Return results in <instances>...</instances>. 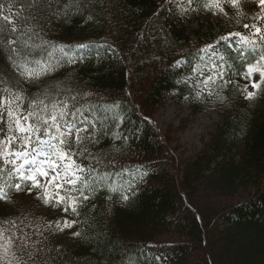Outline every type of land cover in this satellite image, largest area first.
I'll return each instance as SVG.
<instances>
[{"label":"trees","instance_id":"obj_1","mask_svg":"<svg viewBox=\"0 0 264 264\" xmlns=\"http://www.w3.org/2000/svg\"><path fill=\"white\" fill-rule=\"evenodd\" d=\"M0 2L4 15L19 13L18 32L0 33V73L8 86L22 90L25 108L43 101L80 109L78 119L95 123L85 135L95 133L96 142L74 148H86L77 163L109 177L85 190L89 199L75 214L44 211L39 190L10 191V202L0 201V226L17 231L20 264H220L227 257L232 264H264V83L249 101L234 83L218 77L204 91L194 78L203 50L246 32L243 25L262 15L258 9L228 4L224 15L196 0L204 20L192 31L174 4L158 0ZM17 37L21 59L44 63L51 52L60 63L38 78L21 77L7 45ZM79 45L89 47L76 52ZM53 46H72L68 55L84 58L69 63ZM217 46L224 79L244 86L240 73L259 59L264 42L248 46L243 57L235 40ZM169 98L189 100L193 114L205 103L222 111L202 150L176 166V174L155 169L173 161L149 116ZM66 220L73 226L58 230Z\"/></svg>","mask_w":264,"mask_h":264},{"label":"snow or ice","instance_id":"obj_2","mask_svg":"<svg viewBox=\"0 0 264 264\" xmlns=\"http://www.w3.org/2000/svg\"><path fill=\"white\" fill-rule=\"evenodd\" d=\"M38 2V0H33ZM191 5L196 0H186ZM227 3L232 8L239 11L240 0H206L204 3L205 11H212L226 15L222 4ZM258 7L261 8V13H264V0H259ZM187 10V9H186ZM10 11V10H9ZM4 5L0 2V33L5 28L10 34H16V20L13 16H18L19 13L4 15ZM257 20L264 21V15H258ZM11 25V27H7ZM244 28L252 30L253 37H259L261 42H264V34L262 27L256 24H244ZM22 30V29H21ZM239 37L236 48L243 57L248 46H254L255 40H250L240 33H230L228 36L221 37L220 43H229L234 38ZM19 42L16 39H8L7 45L10 53L9 60L12 62V68L18 71V74L25 79H35L52 70L60 63L59 60L53 62L51 52L48 53L49 59L42 63L41 61H28L21 59L17 48ZM56 50L67 58L69 63L76 62V59H83L84 56L68 55L65 49H70L72 46H53ZM88 45H79L75 51L88 48ZM217 45H210L203 51L210 54V57L216 55L215 49ZM242 48L244 50H242ZM223 60V56H219ZM264 63V52L256 64L247 68L246 72H241V78L250 80L254 72H259L261 76L260 83H252L251 87L256 91L248 92V86L236 84L231 79L225 80L224 66L219 65L216 68V75L209 76L205 85L209 81L215 83L216 77L224 80V84L234 83V86L242 92L247 93L245 99L252 101L257 97V92L260 89V84L264 83V71H261L260 65ZM29 64H35L36 67H29ZM228 67H231L230 65ZM3 73H0V201L10 202L9 192H20L27 189L31 195L33 190H39L41 195L36 199L41 200L46 206L63 207L67 213L71 211L76 213L77 207L83 200H88L89 195L85 194L87 189L89 193L94 191V183L97 180H106L109 177L106 174L93 176L97 171L92 167H85L82 163H77V159L84 156L86 148L79 151L74 150L76 146H83L86 141L96 142L95 133H88V128L91 126L95 129V123L84 119H78V115L82 116L83 112L76 109L72 112L68 111V105L63 107L52 105L51 108L43 101L37 104H29L25 108V97L22 90L13 91L9 87L10 79H4ZM211 95V93H209ZM118 107V105H116ZM116 138H119L117 135ZM90 155V154H89ZM13 181H16L13 183ZM41 181H44L43 183ZM113 191L116 189L113 188ZM78 193V195H76ZM124 200L128 196L123 197ZM74 222L63 221L56 224L60 231L66 228H71ZM73 235L79 236L80 233ZM0 248L3 249L6 257L9 247L12 244V236L7 234V230L0 229ZM4 257H0L3 259ZM12 259H15L13 253ZM11 264V260H9Z\"/></svg>","mask_w":264,"mask_h":264},{"label":"rangeland","instance_id":"obj_3","mask_svg":"<svg viewBox=\"0 0 264 264\" xmlns=\"http://www.w3.org/2000/svg\"><path fill=\"white\" fill-rule=\"evenodd\" d=\"M162 5L165 3L171 2L174 4L184 18L187 26L193 31L200 28L202 21L204 20L203 16L198 17L197 12H195L193 5H189L186 0H158ZM240 4L247 8L258 9L261 12V8L258 7L259 0H240ZM228 4H222V7H227ZM187 9V10H186ZM264 15V13H262ZM212 18L217 20L216 15H212ZM262 34H264V21L258 20L256 24H262ZM241 35L246 36L250 40L259 41V37L252 36V30L247 29L246 32H237ZM239 37L234 38L233 40L238 41ZM232 41L229 43L231 44ZM217 45V44H212ZM210 46V45H209ZM207 46L206 48H208ZM205 48V49H206ZM216 55L210 57L209 53L204 52L201 57V63L194 70V78L199 85V88L204 91H208L213 85L211 81L205 85L204 81L208 79L209 76L216 75V68L219 65L224 66V59L220 60L219 56H222V53L219 49V46L215 49ZM260 59V57H259ZM258 59V60H259ZM257 60V61H258ZM254 64H256V62ZM252 64V65H254ZM251 66V65H250ZM249 67V66H248ZM247 67V68H248ZM261 71H264V63L260 65ZM224 73L226 67L223 68ZM218 76L216 77V80ZM215 80V81H216ZM261 76L259 72H254L250 80L243 79L244 85L248 86V92L256 91L251 87L252 83H260ZM219 105L214 103H205L199 113L193 114L192 106L189 100H184L182 104H178L169 98L168 101L163 104L155 107L150 112V118L153 120L155 126L161 133L164 138V142L167 144L170 153H172V163H161L157 164L155 169L157 170H166L170 174H176L177 168L183 164L186 159L190 157H195L203 148V145L208 141L211 135L214 133L217 123L222 119V111L218 109ZM143 112H146L145 108H141ZM154 112V113H153ZM42 183L44 181H41ZM53 207V206H50ZM44 211L50 209L47 206L43 205ZM0 229L7 230V234L12 236V244L9 247L7 256H4L3 249L0 248V264H20L18 255H19V244H17L18 234L15 228L9 226H0ZM3 241H0L2 244ZM21 243V241H20ZM22 247V245H21ZM13 253L15 254V259H12ZM196 260H189L188 264H195ZM220 264H232L229 257L220 262Z\"/></svg>","mask_w":264,"mask_h":264},{"label":"bare ground","instance_id":"obj_4","mask_svg":"<svg viewBox=\"0 0 264 264\" xmlns=\"http://www.w3.org/2000/svg\"><path fill=\"white\" fill-rule=\"evenodd\" d=\"M53 104V103H52ZM58 104V103H57ZM154 113V112H153Z\"/></svg>","mask_w":264,"mask_h":264}]
</instances>
